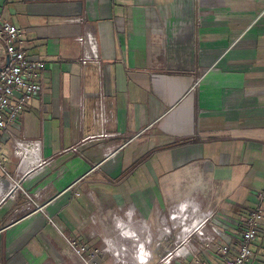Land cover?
Wrapping results in <instances>:
<instances>
[{
	"label": "crops",
	"instance_id": "0c3cea01",
	"mask_svg": "<svg viewBox=\"0 0 264 264\" xmlns=\"http://www.w3.org/2000/svg\"><path fill=\"white\" fill-rule=\"evenodd\" d=\"M2 22L47 77L0 137L5 166L15 140L50 162L32 198L0 179V264H85L75 238L107 244L102 264L234 256L264 194V0H0Z\"/></svg>",
	"mask_w": 264,
	"mask_h": 264
},
{
	"label": "built area",
	"instance_id": "2783aa9c",
	"mask_svg": "<svg viewBox=\"0 0 264 264\" xmlns=\"http://www.w3.org/2000/svg\"><path fill=\"white\" fill-rule=\"evenodd\" d=\"M0 39L7 49V66L0 68V137H10L12 127L16 120L25 111L27 104L41 95L46 82V65L42 59L29 56L19 43L18 28L9 22L0 24ZM84 44L85 37L80 38ZM15 151L19 156L17 169L11 174L5 164L9 159L6 152L0 149V179L8 182L7 196L22 194L32 198L25 190L24 183L29 174L43 168L50 162L42 155L41 143L35 140H15ZM2 177V178H1ZM4 178V179H3ZM259 206L248 213L238 250L234 256L228 243L217 246L218 254L223 259V264H247L253 250L251 244L259 238L263 220L264 194L259 195ZM37 210H44L45 205H36ZM71 247L84 256L85 264H102L98 255L106 249L107 244L93 249L87 245H80L77 239L70 240ZM190 264H202L199 259H194Z\"/></svg>",
	"mask_w": 264,
	"mask_h": 264
}]
</instances>
